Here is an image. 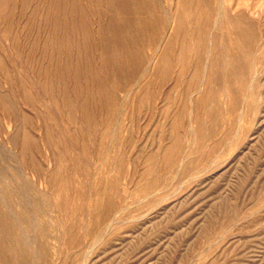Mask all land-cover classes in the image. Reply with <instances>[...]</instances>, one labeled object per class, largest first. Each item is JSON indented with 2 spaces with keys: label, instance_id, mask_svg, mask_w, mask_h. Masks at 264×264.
Segmentation results:
<instances>
[{
  "label": "rangeland",
  "instance_id": "obj_1",
  "mask_svg": "<svg viewBox=\"0 0 264 264\" xmlns=\"http://www.w3.org/2000/svg\"><path fill=\"white\" fill-rule=\"evenodd\" d=\"M136 3L0 0V264H264V0Z\"/></svg>",
  "mask_w": 264,
  "mask_h": 264
},
{
  "label": "bare ground",
  "instance_id": "obj_2",
  "mask_svg": "<svg viewBox=\"0 0 264 264\" xmlns=\"http://www.w3.org/2000/svg\"><path fill=\"white\" fill-rule=\"evenodd\" d=\"M124 1V0H123ZM182 4L184 6V8H186V16L190 15V9H193L191 7H194L195 13L197 16L200 15L201 13V6H202V1L203 0H181ZM159 0H152L151 2L148 0H138V3H136L134 6L135 8H139L140 10L149 8V7H155L158 4ZM177 20H176V25L173 26V28L176 30L175 34L172 35V37H170L166 42L165 45L163 47V49L160 51V59H159V63L157 64L158 67L156 68V72L155 73H167L168 72V63L171 60V55L173 53L174 50V41L177 38L182 44H186L187 39L186 36L184 35L183 31H184V25H185V17L183 16V10L178 11L177 13ZM219 14H220V10H219ZM154 15V14H153ZM220 16H222V11ZM245 15L244 14H239V15H231L230 19L232 21L233 24V29L235 31V33L238 34H243V32H245V28L247 26L246 20H245ZM156 17L158 18V21H169L167 18V15H163V13H157ZM139 24L141 25V27L143 28H147L149 27L150 23L148 21H146L144 18L139 17L138 19ZM171 22V21H170ZM173 22V21H172ZM126 24V23H125ZM153 24V23H152ZM155 24L156 27H158V23H157V19L155 20ZM173 25V23H172ZM183 28V30H182ZM150 29V28H149ZM155 29V28H154ZM192 31H195V27H193ZM140 35V34H139ZM197 38L196 39H201L200 41L202 42L207 41L209 39L208 37V33H202L201 30L197 31ZM121 42V41H120ZM128 42V40H127ZM130 43V41H129ZM126 44V43H124ZM184 54L183 51H180L179 53V59H183ZM183 66V65H182ZM172 67V66H171ZM184 72V71H183ZM138 84L140 83L139 81L137 82ZM202 83H200L201 85ZM140 86V85H139ZM0 103H4L5 105V101L3 100V98L0 96ZM7 103V102H6ZM6 107V106H5ZM1 197V196H0ZM2 199V197H1ZM0 199V200H1ZM3 201V200H1ZM0 201V202H1ZM110 205V204H109ZM101 206V205H99ZM98 207V206H97ZM111 207V205H110ZM103 208V207H102ZM97 209V208H96ZM104 209V208H103ZM3 210V209H2ZM11 210V209H10ZM94 210V209H93ZM101 210V209H99ZM105 210V209H104ZM109 209H106V212L104 213L105 215H108L110 212H108ZM12 213V212H11ZM15 213L13 212V215ZM98 214V213H97ZM1 215V214H0ZM17 215V214H16ZM97 216V215H96ZM16 217V216H15ZM93 217V216H92ZM94 218V217H93ZM101 218V217H100ZM99 219V218H98ZM102 219V218H101ZM17 224V223H16ZM94 225V224H93ZM48 226V225H47ZM95 227V226H94ZM1 228V227H0ZM3 230V229H2ZM95 231V230H93ZM16 232V231H15ZM30 238V237H29ZM16 243H20L21 245L17 246ZM10 244V243H9ZM8 244V245H9ZM29 248L28 243L24 240L23 237H20L19 239L15 238L13 243H12V248H22L23 250H27L26 248ZM4 248V247H3ZM9 249V248H8ZM5 250V249H4ZM31 250V249H30ZM28 257V256H27Z\"/></svg>",
  "mask_w": 264,
  "mask_h": 264
}]
</instances>
